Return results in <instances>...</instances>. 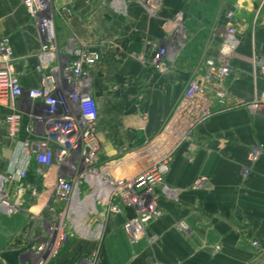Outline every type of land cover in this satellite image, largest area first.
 <instances>
[{"label":"crops","instance_id":"obj_1","mask_svg":"<svg viewBox=\"0 0 264 264\" xmlns=\"http://www.w3.org/2000/svg\"><path fill=\"white\" fill-rule=\"evenodd\" d=\"M124 1L125 13L119 14L112 0H52L57 44L66 54L78 39L100 53V61L89 69L98 109L100 169L129 178L170 155L165 184L176 190L177 199L158 189L162 215L137 242L123 230L131 215L127 211L101 219L100 241L72 238L48 264H85L93 252L95 264H264V109L245 107L264 91V71L256 67L264 61V0H161L157 17H150L137 0ZM234 7L239 46L230 60L226 102L219 104L212 94L199 99L213 112L199 122L184 91L190 79H202L207 59H218L216 30ZM178 12L184 14L187 41L170 73L161 75L128 55L142 53L146 37L162 43ZM5 37L23 89L38 88L35 55L41 39L23 0H0V40ZM27 123L25 116L22 139L29 136ZM186 135L191 141L184 140ZM255 145L262 147V155L252 164L248 153ZM11 155L12 144L0 125V172ZM58 174L54 166L38 180L33 162L28 181L38 187L37 196L28 192L25 210L17 215L0 214V264H25L30 245L47 238L48 224L63 209L55 202ZM200 176L208 178L206 188L193 190ZM182 222L187 230L178 227ZM255 240L260 248L253 246Z\"/></svg>","mask_w":264,"mask_h":264},{"label":"built area","instance_id":"obj_2","mask_svg":"<svg viewBox=\"0 0 264 264\" xmlns=\"http://www.w3.org/2000/svg\"><path fill=\"white\" fill-rule=\"evenodd\" d=\"M137 1L150 17H157L161 0ZM23 5L41 39L40 50L35 55L40 86L23 89L15 70L17 59L10 39H1L0 116L4 117H0V125L4 126L6 137L12 144V155L6 170L0 172V214L17 215L25 210L28 192L37 196L38 187L28 181L33 162L38 180L56 166L59 174L54 186L55 202L62 204L63 209L57 212L56 220L48 224L47 238L30 245V259L25 264H43L44 261L48 264L58 256L64 244L77 236L100 241L104 227L101 219L127 211L131 215L124 222L123 230L131 242H137L146 235L148 225L162 215L158 206V189L169 198L177 199L176 190L165 184L171 156L166 155L129 178H117L100 169L98 109L89 77V69L100 61V53L77 39L72 50L64 54L57 44L52 0H23ZM112 7L119 14L125 13L124 0H112ZM235 7L226 12L224 25L216 30L220 39L218 59H207L202 79H190L184 91L185 100L199 112V122L213 116L210 109L199 104V99L212 94L219 104L226 102L225 85L231 77L230 60L239 46ZM62 11L69 14L66 8ZM169 26L167 38L162 43L146 37L142 42L143 52L128 55L135 56L145 68L154 72L170 73L187 41L184 14L176 13ZM256 67L264 71V61L258 62ZM245 107L252 112L263 110L264 91ZM57 114L62 120L53 126L50 118ZM25 116L29 136L22 139ZM142 119L147 122L148 116L143 114ZM61 121L62 128L58 126ZM69 128L74 134H64ZM184 140L191 141V137L186 135ZM261 155L262 147L255 145L250 148L248 159L255 164ZM207 182L206 176H200L192 189L204 190ZM10 186L13 187L11 195ZM178 227L187 230L184 222ZM56 231L60 232L59 246L51 247ZM253 246L260 248L256 240ZM260 256L264 259V251ZM96 258L97 254L93 252L84 263L95 264Z\"/></svg>","mask_w":264,"mask_h":264},{"label":"bare ground","instance_id":"obj_3","mask_svg":"<svg viewBox=\"0 0 264 264\" xmlns=\"http://www.w3.org/2000/svg\"><path fill=\"white\" fill-rule=\"evenodd\" d=\"M31 101H29V103H30ZM82 103V101H80L79 102V104H81ZM51 119V124L53 125V126H55V124L58 122V121H60V120H62V118H61V116L59 115V114H57V115H54V116H52V118H50ZM70 123V122H69ZM69 123H67V124H69ZM75 130L77 129L76 128V126L75 127H73ZM64 134H66V135H72V134H74V130L72 129V128H69ZM58 235H60V232L59 231H56L55 232V235H54V239L52 240V245H51V247L53 246V247H58L59 246V241H58ZM43 264H47V262L46 261H44V263Z\"/></svg>","mask_w":264,"mask_h":264},{"label":"rangeland","instance_id":"obj_4","mask_svg":"<svg viewBox=\"0 0 264 264\" xmlns=\"http://www.w3.org/2000/svg\"><path fill=\"white\" fill-rule=\"evenodd\" d=\"M174 16H175V15H174ZM174 16L172 17V19L174 18ZM172 19H171V20H172ZM169 22H170V21H169ZM185 47H186V46H185ZM185 47H184V49H185ZM184 49H183V50H184ZM183 50H181V51L179 52V54H180ZM64 114H65V112H64ZM64 118H65V117H64ZM58 126H59V127L63 126V121H61V123H59ZM61 128H62V127H61Z\"/></svg>","mask_w":264,"mask_h":264},{"label":"trees","instance_id":"obj_5","mask_svg":"<svg viewBox=\"0 0 264 264\" xmlns=\"http://www.w3.org/2000/svg\"><path fill=\"white\" fill-rule=\"evenodd\" d=\"M34 178V177H33Z\"/></svg>","mask_w":264,"mask_h":264}]
</instances>
